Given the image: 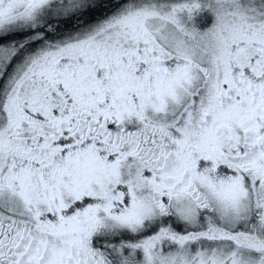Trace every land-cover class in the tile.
<instances>
[{
	"label": "snow or ice",
	"instance_id": "1",
	"mask_svg": "<svg viewBox=\"0 0 264 264\" xmlns=\"http://www.w3.org/2000/svg\"><path fill=\"white\" fill-rule=\"evenodd\" d=\"M0 264H264V0H0Z\"/></svg>",
	"mask_w": 264,
	"mask_h": 264
}]
</instances>
